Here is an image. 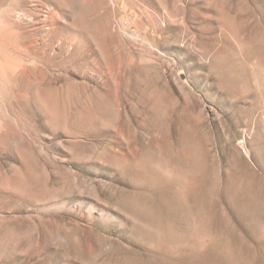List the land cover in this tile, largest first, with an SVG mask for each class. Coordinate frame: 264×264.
I'll return each instance as SVG.
<instances>
[{
  "label": "rangeland",
  "instance_id": "obj_1",
  "mask_svg": "<svg viewBox=\"0 0 264 264\" xmlns=\"http://www.w3.org/2000/svg\"><path fill=\"white\" fill-rule=\"evenodd\" d=\"M0 264H264V0H0Z\"/></svg>",
  "mask_w": 264,
  "mask_h": 264
},
{
  "label": "bare ground",
  "instance_id": "obj_2",
  "mask_svg": "<svg viewBox=\"0 0 264 264\" xmlns=\"http://www.w3.org/2000/svg\"><path fill=\"white\" fill-rule=\"evenodd\" d=\"M8 32V31H7Z\"/></svg>",
  "mask_w": 264,
  "mask_h": 264
}]
</instances>
